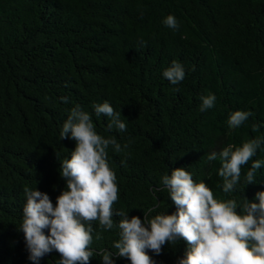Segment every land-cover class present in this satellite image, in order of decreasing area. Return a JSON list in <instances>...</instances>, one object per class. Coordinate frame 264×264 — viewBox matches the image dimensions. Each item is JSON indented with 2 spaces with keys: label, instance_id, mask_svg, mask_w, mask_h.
<instances>
[{
  "label": "trees",
  "instance_id": "16d2710c",
  "mask_svg": "<svg viewBox=\"0 0 264 264\" xmlns=\"http://www.w3.org/2000/svg\"><path fill=\"white\" fill-rule=\"evenodd\" d=\"M168 15L179 30L164 25ZM173 61L186 72L177 85L163 77ZM210 93L215 106L201 112L200 97ZM105 101L121 113L125 132L107 131V118L95 116L92 105ZM76 105L92 114L98 134L128 145L120 153L107 149L119 189L115 223L121 209L142 220L144 213L149 219L174 213L161 184L174 168L204 181L215 198L258 203L264 164L257 183L246 185L244 178L253 161H264V143L231 193L223 192L220 161L207 157L230 143L264 140V0H0V264H32L17 230L24 189L38 188L55 206L65 188L60 161L76 147L70 138L60 140V132ZM237 110L253 115L231 129L227 121ZM93 227L90 264H101L98 253L115 251L119 229ZM185 248L179 241L149 255L155 264H177ZM59 259L53 252L40 264Z\"/></svg>",
  "mask_w": 264,
  "mask_h": 264
},
{
  "label": "clouds",
  "instance_id": "9594fccd",
  "mask_svg": "<svg viewBox=\"0 0 264 264\" xmlns=\"http://www.w3.org/2000/svg\"><path fill=\"white\" fill-rule=\"evenodd\" d=\"M165 26L179 30V23L168 15ZM184 66L173 61L163 71V77L177 85L185 79ZM174 91H179L178 88ZM67 103V97L60 98ZM201 112L215 106L216 96L200 97ZM97 118H107V131L127 130L120 119V112L108 101L92 105ZM251 111L237 110L227 121L231 129L239 128L252 116ZM253 130H257L256 126ZM72 139L76 147L70 159L60 161V175L65 188L57 197L55 206L49 195L25 187L26 203L22 222L17 228L24 234L28 259L32 264L48 254H59L58 264H90L94 250L93 223L109 231L119 229V239L112 242L114 252L100 250L101 264H115V258H127L131 264H155L149 250L160 255L165 245L175 247L179 241L186 243L185 252L177 264H264V191H259L252 202L246 196L242 204L235 199L220 200L204 182H195L185 168H174L171 175L164 174L161 184L170 194L176 207L172 214H156L149 219L144 213L129 218L128 212L119 210L113 220V205L119 199L116 173L109 166V146L116 153L122 148L114 137L105 138L97 133L92 114L80 105L70 110L60 132V140ZM264 140L257 137L242 143V146L228 144L219 153L208 155L209 162L219 160L218 175L223 179V192L231 193L240 183L242 166L248 164L260 149ZM264 161L255 160L247 170L244 183H257L256 173ZM159 207V205H157ZM149 208L148 212H154ZM49 230L46 234L45 230ZM97 241L103 239L102 232H96Z\"/></svg>",
  "mask_w": 264,
  "mask_h": 264
}]
</instances>
